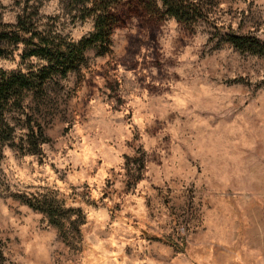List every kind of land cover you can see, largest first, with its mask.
<instances>
[{
	"label": "rangeland",
	"instance_id": "obj_1",
	"mask_svg": "<svg viewBox=\"0 0 264 264\" xmlns=\"http://www.w3.org/2000/svg\"><path fill=\"white\" fill-rule=\"evenodd\" d=\"M133 5L109 53L88 50L8 115L0 264H264V55L225 40L264 43V0H215L191 26ZM24 13L74 40L93 30L69 0H0L2 22ZM22 51L0 67L40 63ZM26 114L45 134L38 153Z\"/></svg>",
	"mask_w": 264,
	"mask_h": 264
},
{
	"label": "trees",
	"instance_id": "obj_2",
	"mask_svg": "<svg viewBox=\"0 0 264 264\" xmlns=\"http://www.w3.org/2000/svg\"><path fill=\"white\" fill-rule=\"evenodd\" d=\"M71 5L80 6L82 20L92 17L93 30L78 40L57 33L52 28L41 27L29 14L19 16L15 23H4L0 19V58L12 54L23 46L22 59L34 58L39 64L27 71H7L0 67V136L2 141L11 139L14 127L8 115L24 110V100L29 94L41 99L47 83L55 78L65 79L70 73L79 71L87 64L86 52L95 49L97 54L110 52L112 33L119 22L118 9L134 3L146 14L157 18H173L188 26L199 21H210V11L215 0H69ZM219 31L224 27H218ZM225 40L241 51L264 55V43L259 39L235 33H226ZM25 111V110H24ZM26 151L40 152L46 142L40 125L33 126L26 114ZM25 150V149H24ZM27 203L50 213L46 204ZM50 206V205H49ZM0 248V260L2 259Z\"/></svg>",
	"mask_w": 264,
	"mask_h": 264
}]
</instances>
